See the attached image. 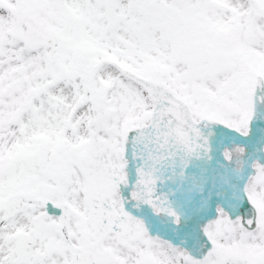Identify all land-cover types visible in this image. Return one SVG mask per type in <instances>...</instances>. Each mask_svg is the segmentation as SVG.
I'll use <instances>...</instances> for the list:
<instances>
[{
    "label": "snow or ice",
    "instance_id": "1",
    "mask_svg": "<svg viewBox=\"0 0 264 264\" xmlns=\"http://www.w3.org/2000/svg\"><path fill=\"white\" fill-rule=\"evenodd\" d=\"M0 264H264V0H0Z\"/></svg>",
    "mask_w": 264,
    "mask_h": 264
}]
</instances>
